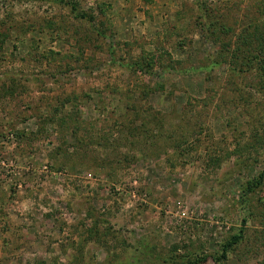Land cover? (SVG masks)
<instances>
[{
    "label": "rangeland",
    "instance_id": "obj_1",
    "mask_svg": "<svg viewBox=\"0 0 264 264\" xmlns=\"http://www.w3.org/2000/svg\"><path fill=\"white\" fill-rule=\"evenodd\" d=\"M0 264H264V0H0Z\"/></svg>",
    "mask_w": 264,
    "mask_h": 264
},
{
    "label": "trees",
    "instance_id": "obj_2",
    "mask_svg": "<svg viewBox=\"0 0 264 264\" xmlns=\"http://www.w3.org/2000/svg\"><path fill=\"white\" fill-rule=\"evenodd\" d=\"M262 175H263V174H262ZM260 178H261V175H260ZM239 238H240V235H239V234L232 235V236L230 237V239H229V240L223 245V255H224V253H225V251H226V249H227L228 247H230L231 245H233V244H235L236 242H238Z\"/></svg>",
    "mask_w": 264,
    "mask_h": 264
}]
</instances>
